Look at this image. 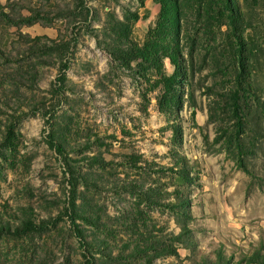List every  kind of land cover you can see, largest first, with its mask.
Instances as JSON below:
<instances>
[{
	"label": "rangeland",
	"instance_id": "374dc122",
	"mask_svg": "<svg viewBox=\"0 0 264 264\" xmlns=\"http://www.w3.org/2000/svg\"><path fill=\"white\" fill-rule=\"evenodd\" d=\"M229 1L237 12L216 25L197 9L207 0H179L187 75L171 104L160 73L173 72L162 57L173 37L153 32L156 0H82L87 11L0 0V264H252L264 253V121L240 133L238 166L221 132L231 120L209 111L232 80L239 3L264 97V0ZM111 43L134 53L123 62Z\"/></svg>",
	"mask_w": 264,
	"mask_h": 264
},
{
	"label": "trees",
	"instance_id": "16d2710c",
	"mask_svg": "<svg viewBox=\"0 0 264 264\" xmlns=\"http://www.w3.org/2000/svg\"><path fill=\"white\" fill-rule=\"evenodd\" d=\"M159 4L158 11V20L154 27L153 32H158L160 36L162 34L163 39L167 42L169 46L172 37L173 41L171 43V49L163 53L162 57H166L173 66V72L169 75H162L161 82L164 84L162 91L163 97H167V100H170V103H174L179 99V96L176 93V86H178L177 81H179L180 75L183 77L187 75V67L184 66V58L182 57V48L178 44L179 35H180V9L182 5L179 4V0H156ZM202 1V0H198ZM212 2L213 4L210 5ZM204 9L201 7L197 8L201 15H203L206 20H209L208 24L220 25L224 22V18L232 17L233 13H236L233 9V5L229 0H207ZM81 8L87 11V8L82 4V0H79L74 5V8ZM85 7V8H84ZM197 11V10H196ZM246 6H242L239 3V33H232L231 35L235 37V42L238 44V47L234 46L231 49V44L227 45L229 49L227 50L228 54L230 53L231 58V67H229L228 74L232 77L230 80L229 86L221 89V91L216 92L217 98L212 99L211 104L209 105V111L211 112L214 109H218V112L224 115V118L229 121L231 124L227 129L221 128V132L224 136V144L229 148H233L234 157L237 165L242 166L241 152L242 148L245 147L244 143L239 141V135L246 130L247 125L249 124V118L255 116L264 121V97H261L259 93L255 91L253 86L250 84V62L252 55V47L255 45L253 37L246 31V28H250V21L246 19ZM171 36L170 40L167 38ZM227 38V36H225ZM169 41V42H168ZM173 43H176L175 46H172ZM111 50H107L108 53L114 54L116 52H121L123 55V62H127L125 55L131 52L132 50L125 51V47L119 46L118 43H111ZM193 48V44L190 45ZM148 47L144 46L142 49L137 48L136 51H141L140 54L149 61L151 58L153 60H159V57L155 56V51L146 52ZM161 57V58H162ZM191 53H189V65L192 64ZM226 57V55H225ZM111 58L119 61L120 57L112 56ZM238 64V69H237ZM160 101V100H159ZM264 131V130H263ZM219 133L214 137L216 140L219 137ZM231 149V150H233ZM33 225L30 221H23V227L29 228ZM77 234H80L78 228H75ZM207 259L202 260V264H217V258L215 260H210L206 262ZM248 262L252 264H264V253L255 252L253 255L248 257Z\"/></svg>",
	"mask_w": 264,
	"mask_h": 264
}]
</instances>
